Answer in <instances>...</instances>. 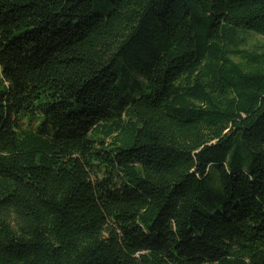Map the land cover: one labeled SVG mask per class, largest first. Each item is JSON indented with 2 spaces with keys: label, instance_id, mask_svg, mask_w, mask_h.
<instances>
[{
  "label": "trees",
  "instance_id": "obj_1",
  "mask_svg": "<svg viewBox=\"0 0 264 264\" xmlns=\"http://www.w3.org/2000/svg\"><path fill=\"white\" fill-rule=\"evenodd\" d=\"M264 0H0V264H264Z\"/></svg>",
  "mask_w": 264,
  "mask_h": 264
},
{
  "label": "rangeland",
  "instance_id": "obj_2",
  "mask_svg": "<svg viewBox=\"0 0 264 264\" xmlns=\"http://www.w3.org/2000/svg\"><path fill=\"white\" fill-rule=\"evenodd\" d=\"M264 46V39L261 37H255L253 38L249 44L248 47L252 50L259 51L263 48ZM7 91V85L3 81V76H2V69L0 68V93L6 92Z\"/></svg>",
  "mask_w": 264,
  "mask_h": 264
}]
</instances>
